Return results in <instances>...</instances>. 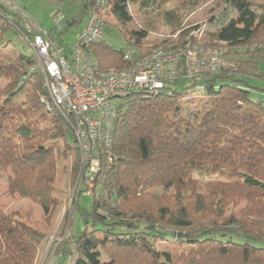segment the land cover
I'll return each instance as SVG.
<instances>
[{"label": "trees", "instance_id": "obj_1", "mask_svg": "<svg viewBox=\"0 0 264 264\" xmlns=\"http://www.w3.org/2000/svg\"><path fill=\"white\" fill-rule=\"evenodd\" d=\"M66 1L51 0L59 6ZM71 1L80 10L69 26L93 12L104 16V26L113 18L140 57L159 47L205 46L221 49L237 68L188 77L182 67L164 90H141L119 102L92 208L79 199L70 203L73 219L60 264L72 257L69 264H264V100L252 99L248 84V78H263L264 2L221 0L225 8L207 20L216 25L209 31L202 24L185 26L181 8L166 11L168 0ZM138 2L140 11L163 16L178 36L144 52L147 30L127 28L130 5ZM24 19L0 0V79L6 80L0 169L9 173L8 193L38 203L49 221L59 204L57 153L60 144L71 146L72 131L68 118L40 103L42 75H27L33 54L6 51L7 33L17 29L32 37ZM63 33L48 34L62 42ZM92 53L103 71L130 65L126 52L105 38ZM180 79L191 82L173 89ZM30 220L0 208V264H35L46 234ZM161 242L168 248L160 250Z\"/></svg>", "mask_w": 264, "mask_h": 264}, {"label": "built area", "instance_id": "obj_2", "mask_svg": "<svg viewBox=\"0 0 264 264\" xmlns=\"http://www.w3.org/2000/svg\"><path fill=\"white\" fill-rule=\"evenodd\" d=\"M24 27L33 32L29 41L35 60L27 75L41 73L45 93L39 95L40 103L47 112L69 119L80 155L79 189H84L85 195L94 189L102 168L101 154L112 148L114 123L123 98L141 90H164L180 76L182 67L188 77L237 68L219 48L168 46L141 57L138 51H128L125 59L129 67L103 71L92 53V46L105 38L104 16L96 12L88 16L71 47L56 36L35 32L28 20Z\"/></svg>", "mask_w": 264, "mask_h": 264}, {"label": "rangeland", "instance_id": "obj_3", "mask_svg": "<svg viewBox=\"0 0 264 264\" xmlns=\"http://www.w3.org/2000/svg\"><path fill=\"white\" fill-rule=\"evenodd\" d=\"M5 5H9L11 9L20 14L21 18L28 20L37 32H44L46 34L55 31L64 30L62 41L67 47H71L77 35H79L85 27L88 17H81L79 23L69 26L68 21L73 17L79 15L80 6L78 3H73L67 0L63 4L56 5L51 0H3ZM140 1V0H139ZM263 3L264 0H253ZM181 15L185 13V26L202 24V26L209 31L216 28L215 24L209 23L207 20L220 15L225 4L221 0H168L166 11L173 9H180ZM184 8V9H182ZM130 11L133 15V20L128 23L129 31L146 29L148 37L142 42L141 48L144 52L152 49L156 45L161 44L164 40H174L178 33L174 34L171 27H169L161 15H154L143 13L140 11V4L134 3L130 5ZM231 14L230 17H232ZM184 16V15H183ZM229 17V18H230ZM59 23L57 22V19ZM109 18V17H108ZM59 24V26H58ZM184 26V27H185ZM67 28V30H65ZM104 36L107 44L112 46L115 50L135 51L136 48L125 39V33L116 24L113 18L104 26ZM8 42L6 51L9 53H22L25 55H32L31 44L28 35H23L15 29L5 35L3 42ZM140 52V51H139ZM14 55V54H12ZM263 78H248L250 85V96L252 99L264 100V63L260 65ZM191 80L180 79L177 83L172 84V88L180 90ZM6 85V80L0 79V89ZM202 91L201 88L198 89ZM70 147L60 144V152L57 153L58 160V176L56 180L55 196L59 204L53 209L51 219L49 221L42 219L43 210L41 206L31 199H22L17 194L10 195L8 193V176L9 173L0 169V208L5 213L19 212L24 219L30 217L32 224L45 232L46 238L42 242L35 264H60L59 253L66 248L65 241L70 236V226L72 223V216L69 215L71 202L75 199L88 210H91L93 205L92 195H83L79 198V170L77 169L80 162V155L75 153V140L71 134L68 139ZM64 149V150H63ZM63 152V153H62ZM78 152V151H77ZM78 192V193H77ZM96 193H99L97 189ZM96 194V195H97ZM76 195V196H75ZM74 198V199H73ZM50 243V244H49ZM72 249V244H68ZM160 250H165L168 247L163 242L158 244ZM73 260V257L70 258ZM72 260H65L61 264H69ZM130 264H137L131 261Z\"/></svg>", "mask_w": 264, "mask_h": 264}, {"label": "bare ground", "instance_id": "obj_4", "mask_svg": "<svg viewBox=\"0 0 264 264\" xmlns=\"http://www.w3.org/2000/svg\"><path fill=\"white\" fill-rule=\"evenodd\" d=\"M50 244V243H49Z\"/></svg>", "mask_w": 264, "mask_h": 264}]
</instances>
